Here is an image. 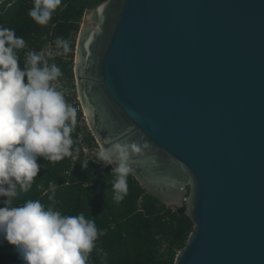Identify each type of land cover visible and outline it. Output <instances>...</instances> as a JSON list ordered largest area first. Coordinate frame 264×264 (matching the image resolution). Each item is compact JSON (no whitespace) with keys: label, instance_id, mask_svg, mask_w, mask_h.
Masks as SVG:
<instances>
[{"label":"water","instance_id":"obj_1","mask_svg":"<svg viewBox=\"0 0 264 264\" xmlns=\"http://www.w3.org/2000/svg\"><path fill=\"white\" fill-rule=\"evenodd\" d=\"M74 75L96 142L194 222L175 264H264V0H104Z\"/></svg>","mask_w":264,"mask_h":264},{"label":"clouds","instance_id":"obj_2","mask_svg":"<svg viewBox=\"0 0 264 264\" xmlns=\"http://www.w3.org/2000/svg\"><path fill=\"white\" fill-rule=\"evenodd\" d=\"M60 4L61 0H34L29 15L47 24ZM24 46L13 29L0 27V196L6 197L0 206V241L14 245L25 264H86L95 241L104 234L94 220L83 214L63 215L39 200L12 204L17 185L27 191L38 175V157L59 161L71 155L77 123L76 109L52 84L61 75L57 65L48 62L55 53L30 52L21 69L16 50ZM57 47L64 54L71 50L63 38H58ZM97 159L105 166L115 165L112 187L119 203L131 171L129 149L120 143L101 147Z\"/></svg>","mask_w":264,"mask_h":264},{"label":"trees","instance_id":"obj_3","mask_svg":"<svg viewBox=\"0 0 264 264\" xmlns=\"http://www.w3.org/2000/svg\"><path fill=\"white\" fill-rule=\"evenodd\" d=\"M103 1L61 0L51 19L43 25L29 15L34 0H7L2 3L0 27L13 29L15 35L25 41V46L16 50L21 69L25 67L28 53H44L48 44L57 42L58 38L70 44L80 31L85 11ZM48 62L50 65L55 63L64 74L74 78L72 63L63 62L60 57H50ZM74 88L76 85L72 83L69 89ZM76 120L71 133V155L59 161L38 157V175L27 191L17 185L18 195L13 198V206L39 200L46 208L60 211L63 215L83 214L86 219L94 220L98 231L104 234L98 236L86 264H175L178 252L185 247L194 229L187 209L167 208L130 173L126 177L127 192L118 203L112 187L115 180L112 165L105 166L97 156H84L80 151L81 138L91 148L98 144L87 125L81 124L82 113ZM85 162L87 167L83 166ZM5 199L0 196V206H4ZM0 264L25 262L15 246L5 240L0 241Z\"/></svg>","mask_w":264,"mask_h":264},{"label":"built area","instance_id":"obj_4","mask_svg":"<svg viewBox=\"0 0 264 264\" xmlns=\"http://www.w3.org/2000/svg\"><path fill=\"white\" fill-rule=\"evenodd\" d=\"M77 38H78V35H76L75 37L72 38L71 43H70V49L71 50L66 54L63 53V50L61 48L57 47V42L49 43L43 52L47 53L48 51L51 50L52 52L55 53L53 58L60 57L63 59V62H66L68 64L72 63V66L74 69ZM72 83H74L76 85L75 75H74V78H70L69 76L64 74L62 71H61L60 77L57 80L52 82L53 86L58 91H61L63 93L67 104L76 109V118L80 113H82L81 124L87 125L85 115H84V112H83V109H82V106H81V103L79 100V96L77 94V88H74L72 90L69 89V86ZM80 142H81L80 151L84 154V156H86L87 158H94L97 156V153L99 152V150L101 148V146L98 143H97L98 146L91 148L90 146L87 145V143L84 141V139L81 138ZM75 159H76V157H75Z\"/></svg>","mask_w":264,"mask_h":264}]
</instances>
